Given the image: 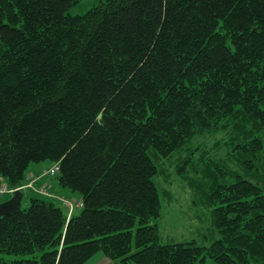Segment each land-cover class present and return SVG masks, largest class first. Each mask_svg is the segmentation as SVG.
Listing matches in <instances>:
<instances>
[{
    "label": "trees",
    "instance_id": "trees-1",
    "mask_svg": "<svg viewBox=\"0 0 264 264\" xmlns=\"http://www.w3.org/2000/svg\"><path fill=\"white\" fill-rule=\"evenodd\" d=\"M81 1L0 0V179L20 188L52 161L83 203L69 217L67 197L24 192L28 207L0 220V264H264L259 184H217L210 246L162 242L156 184L159 163L231 125L243 169L263 164L264 0H103L72 14Z\"/></svg>",
    "mask_w": 264,
    "mask_h": 264
},
{
    "label": "rangeland",
    "instance_id": "rangeland-1",
    "mask_svg": "<svg viewBox=\"0 0 264 264\" xmlns=\"http://www.w3.org/2000/svg\"><path fill=\"white\" fill-rule=\"evenodd\" d=\"M101 1L103 0H82L71 10V13L74 15L84 14ZM231 126L223 127L215 133L196 136L181 152L158 164L163 171L156 177L162 202L159 224L163 243L173 244L196 240L201 246H210L219 238L214 226V206L210 201V196L218 183H224L226 179L227 183H232L234 175L238 174L259 184L264 189V162L258 165L254 171L243 169L239 153L232 151V146L236 139L243 138L244 135L239 132L241 135L239 136L234 129L236 127ZM190 157L192 158L191 162L185 164L184 161ZM212 164L229 173L228 176L224 177L218 174L216 167H213ZM52 166V161L32 164L22 186L26 187V190L22 191H30L29 193L32 195L44 191L47 195H41L53 200H55L53 195L57 196L56 192L62 197H67L70 201L79 202L66 190L57 187L55 177L46 176L47 169ZM182 167L185 168V173L181 176L177 170ZM33 171L36 173L33 174ZM0 186L9 187L7 184H0ZM11 197V194L5 198L0 197V203ZM55 201L59 202L58 199ZM28 205L29 200L26 195L22 206L28 207ZM63 208L66 212L68 211L66 207ZM76 210L77 208H75ZM207 264L215 263L208 261Z\"/></svg>",
    "mask_w": 264,
    "mask_h": 264
},
{
    "label": "built area",
    "instance_id": "built-area-1",
    "mask_svg": "<svg viewBox=\"0 0 264 264\" xmlns=\"http://www.w3.org/2000/svg\"><path fill=\"white\" fill-rule=\"evenodd\" d=\"M60 169L61 168L58 163L54 164L51 168L47 169L46 176L56 177L59 174ZM17 190H26V187H20L18 189H10L9 187L6 186H0V197H5L9 194H13ZM39 193L47 195L44 191H39ZM60 200L64 204V206L68 209L69 217H71L74 214L75 208L80 209L83 207L82 202H74L64 198H61Z\"/></svg>",
    "mask_w": 264,
    "mask_h": 264
},
{
    "label": "water",
    "instance_id": "water-1",
    "mask_svg": "<svg viewBox=\"0 0 264 264\" xmlns=\"http://www.w3.org/2000/svg\"><path fill=\"white\" fill-rule=\"evenodd\" d=\"M25 193L22 190L16 191L11 199L0 203V220L5 216L15 214L21 207Z\"/></svg>",
    "mask_w": 264,
    "mask_h": 264
},
{
    "label": "crops",
    "instance_id": "crops-1",
    "mask_svg": "<svg viewBox=\"0 0 264 264\" xmlns=\"http://www.w3.org/2000/svg\"><path fill=\"white\" fill-rule=\"evenodd\" d=\"M29 171H30V169H29ZM32 173L34 174V173H36V171H33ZM0 184L1 185L7 184L6 180L5 179H0ZM86 264H111V261L106 256H104L103 254H98L97 256H95L93 259H91Z\"/></svg>",
    "mask_w": 264,
    "mask_h": 264
}]
</instances>
